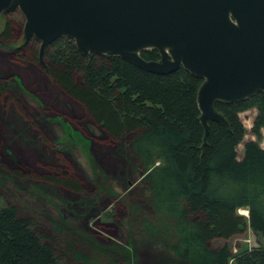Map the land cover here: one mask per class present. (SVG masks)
Listing matches in <instances>:
<instances>
[{"label":"trees","instance_id":"obj_1","mask_svg":"<svg viewBox=\"0 0 264 264\" xmlns=\"http://www.w3.org/2000/svg\"><path fill=\"white\" fill-rule=\"evenodd\" d=\"M14 40V24L7 19L0 46L13 51L16 58L39 63L40 40L30 38L21 45ZM140 54L147 60L161 58L157 48L143 49ZM43 57L45 64L39 65L46 75L85 108L111 141L120 149L127 147L133 164L144 171L140 182L148 201L155 215L165 220L155 226L144 216L142 222L171 239L164 246L176 260L182 264H264V242L236 254L227 242L213 245L214 239H229L248 227L264 240V91L238 101H217L215 107L227 122L210 119L205 138L198 102L204 79L189 69L180 66L156 72L121 54L86 53L70 36L48 44ZM6 84L0 81L1 91ZM251 108H256L251 126L256 138L244 141L239 157L238 145L246 134L240 114ZM17 146L21 154L27 150ZM57 171L46 178L83 190L78 180L59 176ZM98 191L113 199L120 195L107 184ZM241 207L249 209L248 216L239 212ZM132 210L138 212L139 204L134 203ZM76 244L75 239L33 229L15 205H0V264H122L120 257H125L120 254L101 261ZM138 252L132 247L124 264H141Z\"/></svg>","mask_w":264,"mask_h":264},{"label":"rangeland","instance_id":"obj_2","mask_svg":"<svg viewBox=\"0 0 264 264\" xmlns=\"http://www.w3.org/2000/svg\"><path fill=\"white\" fill-rule=\"evenodd\" d=\"M7 19L14 24L15 44L37 39L28 30V19L17 0L0 12V32ZM39 42V63L44 65ZM39 63L16 58L13 51L0 46V81L9 83L0 90V205H15L33 229L75 239L77 247L101 261L121 254L124 264L136 246L141 264H182L164 246V241L171 239L142 222L146 216L153 225L161 226L165 219L155 215L140 182V168L133 164L127 147L120 149L111 141ZM255 114L256 108L240 114L246 134L238 145L239 157L244 141L256 138L251 131ZM17 144L27 150L21 154ZM57 170L59 176L78 180L83 190L46 178ZM106 184L120 192L118 198L98 191ZM134 203L140 208L136 213L132 210ZM239 212L248 214L245 207ZM224 242L236 254L264 240L248 227L229 239H214L213 245Z\"/></svg>","mask_w":264,"mask_h":264},{"label":"water","instance_id":"obj_3","mask_svg":"<svg viewBox=\"0 0 264 264\" xmlns=\"http://www.w3.org/2000/svg\"><path fill=\"white\" fill-rule=\"evenodd\" d=\"M12 1L0 0V12ZM17 1L41 56L52 41L70 36L86 53L121 54L156 72L183 66L202 77L205 138L210 119L227 122L217 101L264 91V0ZM147 48L159 49L161 58L142 57Z\"/></svg>","mask_w":264,"mask_h":264},{"label":"bare ground","instance_id":"obj_4","mask_svg":"<svg viewBox=\"0 0 264 264\" xmlns=\"http://www.w3.org/2000/svg\"><path fill=\"white\" fill-rule=\"evenodd\" d=\"M166 49H168V48H166ZM248 211V210H247Z\"/></svg>","mask_w":264,"mask_h":264}]
</instances>
